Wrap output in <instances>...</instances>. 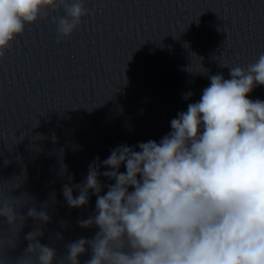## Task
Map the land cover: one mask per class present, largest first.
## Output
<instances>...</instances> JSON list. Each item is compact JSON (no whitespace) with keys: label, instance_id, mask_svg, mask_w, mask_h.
<instances>
[{"label":"clouds","instance_id":"9594fccd","mask_svg":"<svg viewBox=\"0 0 264 264\" xmlns=\"http://www.w3.org/2000/svg\"><path fill=\"white\" fill-rule=\"evenodd\" d=\"M61 7L63 15L51 16L58 42L91 14L85 0H0V58L26 25ZM228 68L230 79L210 75L199 101L177 113L159 142L117 145L103 161L94 158L82 183L62 185L70 208L96 197L95 212L77 223L98 228L66 243L63 256L40 242L41 229L28 232L27 246L11 255L18 239L6 243L3 226H14L18 214L0 194V264H81L89 248L84 264H264V101L248 98L264 85V53L247 67ZM101 176L113 183L103 185ZM27 218L51 219L35 207Z\"/></svg>","mask_w":264,"mask_h":264},{"label":"water","instance_id":"95a60500","mask_svg":"<svg viewBox=\"0 0 264 264\" xmlns=\"http://www.w3.org/2000/svg\"><path fill=\"white\" fill-rule=\"evenodd\" d=\"M260 53L264 0H142L120 145L159 142L171 131L170 121L177 113L199 101L210 75L230 79L228 67H247ZM225 64L228 67H221ZM189 66L194 73L204 68L208 72L194 74L187 71ZM188 91L193 95L185 100ZM248 98L264 101V85L255 86ZM124 170L122 165L120 171Z\"/></svg>","mask_w":264,"mask_h":264}]
</instances>
